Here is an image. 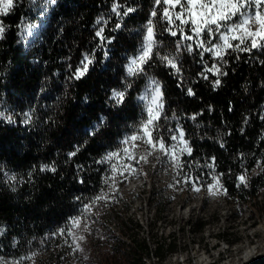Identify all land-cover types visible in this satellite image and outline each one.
Masks as SVG:
<instances>
[{
    "label": "trees",
    "instance_id": "trees-1",
    "mask_svg": "<svg viewBox=\"0 0 264 264\" xmlns=\"http://www.w3.org/2000/svg\"><path fill=\"white\" fill-rule=\"evenodd\" d=\"M122 2L137 11L125 17L121 29L114 32L109 30L116 22L109 11L111 0H57L44 16L29 0H20L3 18L7 30L0 39V105L13 114V122L0 119V257L11 259L36 251L35 264H122L123 250L126 259L146 264L144 255L150 248L145 239L135 237L126 251L118 239L113 244L114 239L105 243L96 237L107 235L105 220L120 213L119 208L128 210L123 194L128 180L119 186L118 202L101 209L91 231L84 232L90 241L81 243L83 253L68 255L70 249L62 237L50 238L43 248L40 245L76 213L79 205L75 197L90 196L98 188L103 168L94 161L114 148L139 119L135 89L129 102L118 108L110 105L108 97L113 88L121 86L124 64L139 44L135 30L147 19L151 0ZM101 15L112 16L105 35L115 37L107 45V59L96 49V20ZM26 25L36 27L22 39ZM93 50L96 58L88 74L68 81V65L74 69L82 55ZM237 55L240 59H235ZM183 60L184 78L193 88V96L177 88L165 68L150 69L164 85L166 106L170 113L174 110L184 117L180 122L196 159L217 158V171L225 173L222 182L230 194L224 196L226 201L240 208L255 204L264 197V172L255 167L264 155V121L259 118L264 112V55L233 53L224 68L228 74L221 77L215 90L197 76L201 70L198 58L185 56ZM141 84L138 81L137 87ZM30 109L35 110L32 122L25 124L22 113ZM192 114H199L195 121L187 119ZM100 116L107 118L105 126L95 136H86L85 130ZM218 139L223 140L224 148ZM84 141L86 145L69 160L68 152ZM239 153L247 156L249 187L243 190L234 182L241 171ZM43 165L56 170L41 171ZM81 179L85 183H79ZM184 192L189 198L195 194L187 189ZM132 222L131 218L122 221L119 228L127 233ZM102 248L106 258L99 262L95 253ZM85 255L88 260H83Z\"/></svg>",
    "mask_w": 264,
    "mask_h": 264
},
{
    "label": "snow or ice",
    "instance_id": "snow-or-ice-1",
    "mask_svg": "<svg viewBox=\"0 0 264 264\" xmlns=\"http://www.w3.org/2000/svg\"><path fill=\"white\" fill-rule=\"evenodd\" d=\"M19 2L0 0V39L4 38L7 30L3 18L9 16ZM29 3L38 6L40 15L44 16L56 5L57 0H29ZM109 11L116 17L115 25L109 29L114 32L121 29L125 17L135 13L137 8L122 0H111ZM111 19L112 16L101 15L96 20V49L103 51L105 59L108 57L107 45L115 39L105 35ZM35 27L26 25L22 39L26 38L30 28ZM135 31L138 33L139 44L135 54L128 57L124 64L121 86L111 90L108 100L112 107H121L129 102L135 89L134 99L140 112L139 119L129 126L130 131L120 137L114 148L94 161L103 168L98 188L90 196L75 197L79 205L76 213L70 215L63 226L57 227L50 237L42 239L41 248L50 238L62 237L65 238L63 243L70 249L68 255L83 253L80 242L85 237L81 233L91 231V225L96 222L101 209L118 202L120 184L140 175L142 166L150 162L149 158L154 159L162 168L173 171L174 183L169 186L174 190L187 189L196 194L204 190L211 197L230 195L222 182L225 173L217 171V158L208 156L203 160L196 159L192 142L180 122L184 117L174 110L170 113L166 106L164 85L150 69L165 68L176 80L177 88L184 91L185 95L193 96L194 90L184 78L183 58H198L201 70L197 76L208 81L215 90L221 84V77L228 74L224 68L233 53L254 56L258 52L264 55V0H151L147 19ZM95 58L96 51L93 50L84 53L74 69L69 64L70 75L67 80L82 79L88 74ZM235 59H240V56H235ZM138 81L142 82L139 87ZM34 111L30 109L22 113L25 124L32 122ZM197 115L192 114L187 119L195 121ZM12 116L11 112L0 105V119L11 123ZM259 118L264 121V112ZM247 119L245 117V124ZM106 122L105 116L98 117L97 122L85 130V135L95 136ZM217 142L221 148L225 147L222 139ZM86 143L84 141L74 145L73 150L67 154L68 159L75 157ZM237 159L241 171L235 174L234 182L237 189L243 190L249 187L248 168L245 166L247 156L239 153ZM255 167L264 172V155L257 159ZM40 170L55 172L56 169L54 166L43 165ZM8 179L14 181L16 178L8 176ZM79 183L85 181L81 179ZM67 237L71 238L70 242ZM38 254L33 251L11 259L0 257V264H26L29 261L35 264ZM88 259L86 255L83 256V260Z\"/></svg>",
    "mask_w": 264,
    "mask_h": 264
},
{
    "label": "rangeland",
    "instance_id": "rangeland-1",
    "mask_svg": "<svg viewBox=\"0 0 264 264\" xmlns=\"http://www.w3.org/2000/svg\"><path fill=\"white\" fill-rule=\"evenodd\" d=\"M149 160L142 166V173L130 178L123 189L128 210L119 208L120 213L105 220L107 235L96 237L105 243L120 240L126 251L135 237L145 239L150 248L144 255L146 264H264V231L260 229L264 224V197L244 208L228 203L223 195L211 197L202 191L189 198L184 190L169 186L174 183L171 169ZM130 218V229L123 232L121 222ZM81 234L85 239L80 243H88L87 235ZM250 247L256 248L254 257L246 259ZM104 251L102 248L95 253L99 262L106 258ZM123 252L122 264H136ZM202 255L208 260L199 261Z\"/></svg>",
    "mask_w": 264,
    "mask_h": 264
},
{
    "label": "bare ground",
    "instance_id": "bare-ground-1",
    "mask_svg": "<svg viewBox=\"0 0 264 264\" xmlns=\"http://www.w3.org/2000/svg\"><path fill=\"white\" fill-rule=\"evenodd\" d=\"M260 229H261L262 231H264V224L260 227ZM255 249H256V248H252V247H250V248L245 252V256H244V257H246V259H247V257H251V256H253V255H254V252H255ZM243 255H244V254H243ZM253 257H254V256H253ZM208 258H209V257H207V255H202V256L200 257L199 261H201V262H205V261L208 260Z\"/></svg>",
    "mask_w": 264,
    "mask_h": 264
}]
</instances>
